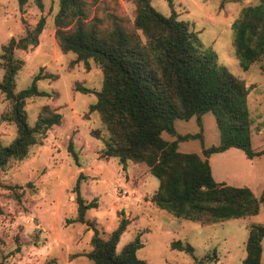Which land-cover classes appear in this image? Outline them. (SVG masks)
<instances>
[{"label": "rangeland", "instance_id": "obj_1", "mask_svg": "<svg viewBox=\"0 0 264 264\" xmlns=\"http://www.w3.org/2000/svg\"><path fill=\"white\" fill-rule=\"evenodd\" d=\"M92 1V0H87ZM172 3V10L169 7ZM259 0L223 2L221 0H152L151 4L163 16L177 15L189 24L204 52L215 55L219 66L245 82L250 88L247 106L251 121V149L264 151V58L244 72L239 66L233 48L232 25L240 11ZM0 0V56L2 47L10 39L19 40L33 30L39 19L45 26L38 37V45L26 51L15 50L14 58L23 62L15 75L14 92L24 90L37 74L54 75L36 82L39 91L47 96L32 97L25 101L24 111L30 125L37 120L40 109L48 106L60 113V125L52 127L41 145L29 150L27 157L11 161L0 169V264H93L86 253L90 251L93 224L103 238L118 226L121 217L129 219L121 234L117 251L140 235L142 246L137 257L145 264H194L204 255L211 257L204 264H241L245 255V241L249 226L264 223V203L258 214L208 225L175 218L160 210L151 197L158 187L144 164L129 162L123 168L116 159L102 158L103 143L91 136L107 131L99 115L90 112L96 102L95 92L102 87V72L92 60L87 69L83 62L74 63L76 55L62 53L55 41L54 17L58 0ZM96 11H117L131 22L134 17L132 0H97ZM1 63V59H0ZM4 71L0 66V81ZM79 87L91 93L80 92ZM10 104L0 92V116ZM176 134L195 135L178 143L182 153L202 156V149L217 146L220 134L214 116H202V129L195 118L174 123ZM16 136V127L0 120V146L9 145ZM167 141L175 137L163 134ZM73 142L74 152H68ZM215 181L234 186H248L256 196L264 189V154L247 159L236 148L208 158ZM86 202L93 199L97 207L86 210L85 222H69L77 216L75 184ZM190 243L193 254L172 249L173 240ZM264 262V243L262 251Z\"/></svg>", "mask_w": 264, "mask_h": 264}, {"label": "trees", "instance_id": "obj_2", "mask_svg": "<svg viewBox=\"0 0 264 264\" xmlns=\"http://www.w3.org/2000/svg\"><path fill=\"white\" fill-rule=\"evenodd\" d=\"M20 5L25 0H19ZM41 7L40 0H36ZM152 0H132L135 7L132 22L113 11L92 9L97 0H58L54 17V38L62 53L76 55L74 63L83 62L88 69L92 60L102 72L100 91L89 111L99 115L107 131L91 136L101 140V157L116 159L125 168L129 162L144 164L158 180L151 202L160 210L193 223L208 225L258 214L264 203V189L256 196L248 186H234L215 181L208 158L231 148L241 150L247 159L264 154L251 149L250 117L247 98L250 88L245 82L218 65L212 53L204 52L197 34L189 24L178 20L174 11L166 17L156 11ZM239 2L241 0H221ZM172 10V3L169 1ZM45 26L39 19L36 27L18 41L14 38L2 47L0 66L4 71L0 92L10 107L0 116L3 122L16 127V136L7 146H0V169L11 161L24 160L29 150L42 144L47 132L61 123L62 115L43 106L37 120L30 125L24 111L25 101L47 96L36 87V82L55 79L51 74H37L30 87L14 92L15 75L23 62L14 58L15 50L26 51L38 45V37ZM233 48L242 71L264 58V0L242 8L232 25ZM84 94L91 91L79 87ZM211 113L220 134V143L202 149V156L182 153L178 143L200 139L195 135L176 134V121L195 118L202 129V116ZM175 137L165 140L162 135ZM68 152H74L72 141ZM75 184L77 216L69 222H85V212L97 207L93 199L86 202ZM0 207V215L2 214ZM129 219L121 217L118 226L103 238L92 224L91 249L86 256L93 264H145L137 257L143 245L140 235L125 243L119 251L117 244L126 230ZM264 223L249 226L245 241V255L241 264H264L262 251ZM172 249L193 254L188 242L173 240ZM204 255L194 264H204Z\"/></svg>", "mask_w": 264, "mask_h": 264}, {"label": "crops", "instance_id": "obj_3", "mask_svg": "<svg viewBox=\"0 0 264 264\" xmlns=\"http://www.w3.org/2000/svg\"><path fill=\"white\" fill-rule=\"evenodd\" d=\"M211 168V167H210Z\"/></svg>", "mask_w": 264, "mask_h": 264}]
</instances>
